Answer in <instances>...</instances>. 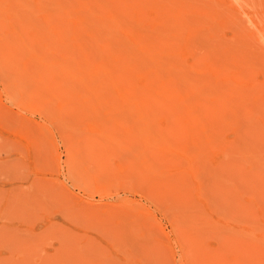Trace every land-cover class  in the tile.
<instances>
[{
    "label": "rangeland",
    "instance_id": "1",
    "mask_svg": "<svg viewBox=\"0 0 264 264\" xmlns=\"http://www.w3.org/2000/svg\"><path fill=\"white\" fill-rule=\"evenodd\" d=\"M0 264H264V0H0Z\"/></svg>",
    "mask_w": 264,
    "mask_h": 264
},
{
    "label": "bare ground",
    "instance_id": "2",
    "mask_svg": "<svg viewBox=\"0 0 264 264\" xmlns=\"http://www.w3.org/2000/svg\"><path fill=\"white\" fill-rule=\"evenodd\" d=\"M106 26L109 28L111 26V24L107 25V23H105ZM104 27V26H103ZM154 48V47H153ZM155 49H152V47H146L144 50L145 55L150 58V59H154V56L156 55L155 53Z\"/></svg>",
    "mask_w": 264,
    "mask_h": 264
}]
</instances>
